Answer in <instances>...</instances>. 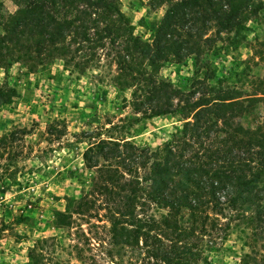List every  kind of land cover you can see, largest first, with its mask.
Wrapping results in <instances>:
<instances>
[{
  "label": "trees",
  "instance_id": "obj_1",
  "mask_svg": "<svg viewBox=\"0 0 264 264\" xmlns=\"http://www.w3.org/2000/svg\"><path fill=\"white\" fill-rule=\"evenodd\" d=\"M11 1L17 10L0 15V69L21 64L36 73L61 61L78 74L98 71L131 93L127 107L140 118L182 121L155 150L116 137L125 125L87 133L83 161L93 172L91 187L54 214L56 229H75L68 247L76 262L98 264L85 248L95 241L111 264H197L233 212L258 213L256 221L264 223V126L257 135L240 122L259 104L264 117V77L250 91L225 86L207 59L219 44L237 50L248 40V24L264 0H148L154 11L164 10L150 39L136 34L121 0ZM255 51L264 64V40L256 39ZM189 61L205 70L204 78L190 79L188 87L185 78L163 77L168 65ZM16 95L0 86V106ZM19 135L27 132L0 138L1 170L19 158ZM95 221L105 222V240L88 238L83 226ZM64 250L56 237L37 239L27 264H74L62 259Z\"/></svg>",
  "mask_w": 264,
  "mask_h": 264
},
{
  "label": "rangeland",
  "instance_id": "obj_2",
  "mask_svg": "<svg viewBox=\"0 0 264 264\" xmlns=\"http://www.w3.org/2000/svg\"><path fill=\"white\" fill-rule=\"evenodd\" d=\"M121 3L136 34L150 39L164 10L154 11L148 0H121ZM16 10L13 1L0 0V15ZM248 26V42L237 50L228 43L219 44L221 50L207 57L225 86L245 91L251 90L255 79L264 77V64L259 62L255 51L256 39L264 40V10ZM193 64L192 61L183 66L170 64L162 75L176 83L185 78L182 82L190 87V79L205 75V70H198ZM104 78L98 71L78 74L65 70L61 61L36 73H30L21 64H14L7 72L0 69V86L17 91L12 102L0 106V138L15 131L27 132L25 136L19 135L21 138L14 145L19 158L12 161L8 170L7 166L0 169V264H27L29 248L43 237H56L66 249L61 252L62 259L79 264L68 247L74 243L75 229H56L54 214L65 210L67 199L80 198L91 187L93 172L83 161L90 143L85 138L87 133L125 125L126 129L120 128L123 132L118 130L116 137L122 135L140 149L155 150L182 125L178 116L142 119L135 115L127 107L131 93L119 91ZM240 122L259 135L264 126L262 104ZM54 129L63 135H53ZM256 214L259 215L233 212L230 221L222 220L220 238L213 242L214 248L203 246V261L197 264H264V223L256 221ZM104 224L95 221L83 228L88 238L105 240ZM89 247L98 264H111L104 254L105 247L95 241L85 245L86 249Z\"/></svg>",
  "mask_w": 264,
  "mask_h": 264
}]
</instances>
